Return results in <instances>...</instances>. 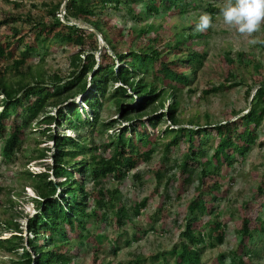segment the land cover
Wrapping results in <instances>:
<instances>
[{
  "label": "trees",
  "instance_id": "1",
  "mask_svg": "<svg viewBox=\"0 0 264 264\" xmlns=\"http://www.w3.org/2000/svg\"><path fill=\"white\" fill-rule=\"evenodd\" d=\"M12 1L19 6L24 0ZM138 2L146 3L149 15L160 14L163 8L166 11L181 13L183 8L188 6L186 0H68L64 20L58 16L64 3L53 6L49 11L50 20L34 19L31 16L26 18L27 22L32 24L29 35L32 36L30 39L34 40L24 45L22 58L14 62L16 69L21 70L27 61L26 56L35 51L38 43L44 45L49 37H54L66 45H73L79 52L73 57L72 71L68 76L53 73L48 81L38 77L34 82H21L16 85L9 84L3 77L0 78L2 98L0 142L3 143L0 155L4 162H14L17 154L22 152L27 136L26 129L30 128L40 115H43L41 127L47 126L41 130L45 137L43 143L51 142L54 146L50 156L52 166L45 164L44 172L27 173L35 193L32 200L37 211L25 222L27 238H24V227L19 223L13 221L4 223L6 233L10 232L12 235L0 239V250L16 257L20 263L79 264L65 248L70 246L72 251L74 236H78L77 242L81 241V245L85 240H89L91 233L87 227L88 218H97L98 207L113 204L120 196L119 189L104 190L101 187V179L111 177L120 183L140 163L150 162L155 153L154 148L160 142L161 136L153 134L158 122L169 123L162 133L163 138L169 139L165 146L167 152L172 146L178 145L182 138L188 142L189 152L179 165L183 176L188 163L191 160L199 161L202 155L201 151L196 153L194 150L195 140L201 135L203 136L200 143L204 145L213 133L216 139L214 159L217 165H222L223 161L231 165L233 158L231 151L244 155L259 141V128L264 121V76L255 86L256 91L253 95V87L247 88V97L251 98V101L245 115L233 121L227 119L224 123L214 125L207 121L205 128L193 119L188 121L190 127L183 125L178 115L179 88L180 85H189L192 78L187 71L180 70L175 61H166L165 49L181 51L182 46L196 36H178L173 38L174 41L167 42L161 30L149 25L145 29L128 31L127 36L130 39L128 49L118 47L119 40L126 36L125 31L117 23L110 21L105 11L108 8L119 11L123 4L131 5ZM128 13L135 17L133 9L129 8ZM16 21L18 18L8 15L0 21V26L8 24L10 27ZM71 22H80L96 28L108 48L100 47V40L95 32L78 24H68ZM10 29L14 32V37L21 34L17 28ZM110 35H113L116 43L111 40ZM23 40L24 38L20 37L17 43ZM144 41L149 43L138 50L131 49L133 45L140 46ZM13 47L16 48L14 41L0 45V64L6 57L13 58ZM238 56L241 61L245 58V54ZM202 58H204L202 53L192 51L185 58H180V61L190 64L193 68L192 73L195 74L202 65ZM226 62L231 66L234 60L227 56ZM148 75H152V78L150 79ZM89 77L93 81L91 89H88ZM218 91L219 87H212L205 90L203 96L207 97ZM77 95H84L83 107L75 101ZM166 97L170 98L167 107ZM107 99L117 107L122 121L135 123L123 127L118 135H110L107 142L95 144L93 141L91 148H88L90 145L88 138L82 134L86 127L91 126L94 131L107 133L116 122L104 120L101 116L104 101ZM68 100L72 101L62 107ZM133 102H137L135 108L131 107ZM48 108L57 109L56 114H51ZM160 109L163 112L156 114ZM88 112L89 118L86 117ZM149 116L153 131L139 132L138 121ZM162 117L163 119L158 121ZM52 125H55V129L51 127ZM65 126L64 130L75 131L77 138L60 133L59 130ZM194 126L198 129L193 128ZM128 130L132 133H128ZM133 133L135 136L131 137ZM49 149H38L37 156H33L32 159L46 160L51 151ZM88 151L93 153L87 158ZM81 156L83 158L78 160L77 158ZM217 171V168L204 164L200 173L201 183ZM77 175L83 177V182L77 180ZM156 177L161 181L163 176L158 171ZM87 181L93 183L91 193L97 192L100 197L94 198L95 206H90L92 194L85 189ZM263 197L264 174L257 191V198ZM146 205V200L136 205L135 214L140 215ZM207 209L208 205L198 200L190 205L189 213L195 214L199 211L204 214ZM196 219H189L187 224L184 236L188 240L180 244V249L172 252L175 264H200L201 254L197 248L199 245L208 242L223 244L225 241L227 226L224 223L220 221L208 223L210 230L202 232L194 229ZM119 222L121 223V220ZM252 223V212L246 204V213L238 231L240 247L230 255L220 254L218 258L220 263L229 260V264H249L252 261L253 250L247 249V246L255 238L256 233L264 231V221L259 219V224L254 230ZM103 238L102 235H96L98 242H102ZM94 264H97V257Z\"/></svg>",
  "mask_w": 264,
  "mask_h": 264
},
{
  "label": "rangeland",
  "instance_id": "2",
  "mask_svg": "<svg viewBox=\"0 0 264 264\" xmlns=\"http://www.w3.org/2000/svg\"><path fill=\"white\" fill-rule=\"evenodd\" d=\"M66 1L24 0L16 6L12 0H0V21L8 15L18 18V21L12 23L10 27L8 24L0 26V45L12 41L16 45V48L13 47V58L6 57L1 61L0 78L3 77L9 84L16 85L21 82H34L38 77L48 81L53 73L69 75L72 71L73 57L79 49L73 45H66L54 37H49L44 45L38 43L35 51L26 56L27 61L21 70L16 69L14 63L22 58L24 45L34 40V38L30 39L32 36L29 35L32 24L27 22L26 18L31 16L34 19L50 20L49 11L53 6ZM186 2L188 6L184 7L181 13L166 11L162 7L160 14L149 15L146 3L138 2L131 5L123 4L119 11L108 8L105 14L110 21L117 23L125 31L126 36L117 44L120 48L128 49L130 46L128 31L145 29L149 25L161 30L167 42L174 41L173 38L178 36L195 35L194 39L182 46L181 51L165 49L166 61H175L177 67L187 71L192 78L189 85H180L178 115L185 127H190L188 121L192 119L203 128L207 121L214 125V123H224L227 119L236 120L245 115L250 108L251 98L247 97V88L253 87V95L256 91L255 86L263 79L264 42L252 44L249 42L251 38L240 36L234 29L223 23L219 15L223 0H186ZM63 8L64 4L58 14L62 20L65 14H63ZM129 8L133 9L134 18L128 13ZM205 12L211 14L212 26L206 32L200 33L195 31V24L199 16ZM71 23L86 28L83 23ZM10 28H17L21 34L14 37V32ZM20 37L24 40L17 43ZM110 38L116 43L113 35H110ZM255 38L258 41H264V26L255 34ZM99 40L101 43V39ZM147 43L149 42L144 41L140 46L135 44L131 49L138 50ZM102 44L107 48L105 40ZM192 51L204 55L202 65L195 74L192 73L193 68L190 64L180 61V58H185ZM109 52L113 54L111 50ZM239 54H245L243 61ZM227 56L234 60L231 66L226 62ZM148 76L152 78V75ZM89 82L88 89H91L93 84L91 77L88 78ZM212 87H219V91L204 97L203 92ZM78 95L75 101L83 107L84 95ZM166 99L167 107L170 98L166 97ZM71 101L68 100L62 104V107ZM136 104L137 102H133L131 107L135 108ZM1 110L2 98L0 97ZM47 110L51 114L57 112V109L48 108ZM161 112H163L162 109L156 114L159 115ZM89 116L90 113L86 115L88 118ZM101 116L104 120L116 122L111 126L112 130L107 133L94 131L91 126L86 127L82 134L88 138L90 144L88 148H91L93 141L95 144L107 142L110 135H118L123 127L131 126L134 122L122 121L121 113H118L117 107L110 103L109 99L104 101ZM151 116L143 117L140 122L138 121L139 132L153 131V126L148 120ZM42 119L43 115H40L39 119L26 129L27 136L23 143V150L17 154L14 162L6 163L0 155V239L9 238L12 235L10 232L6 233L4 227V223L12 221L24 227L23 236L26 239L25 222L37 213L36 205L32 200L35 198V193L27 173L44 172L45 164L52 166L50 156L54 151L51 142L43 143L45 137L41 130L47 126L41 127ZM162 119L163 117L158 121ZM168 126L169 123L165 121L157 123L153 134L155 136L159 134L161 137L159 144L155 148L152 146L155 153L150 162L140 163L120 183L111 177L101 179V187L104 190L119 189L120 196L113 204L98 207L97 218H88L87 227L91 233L89 240H85L81 245V241L77 242L78 236H74L73 243H75L72 251L70 246L65 248L69 251V255L75 258V262L94 264L97 257V264H175V256L172 252L180 249V244L188 240L184 233L187 231L189 219L198 217L193 225L197 231L208 232L210 230L208 223L216 221L227 226L223 244L212 241L215 244L208 242L197 247L201 254L200 264H229V260L220 263L218 258L220 254L230 255L240 247L238 231L241 229L242 219L246 213V204L252 212L253 230L258 226L259 219L264 221V197L257 198L258 186L264 174V142H262L264 141V121L259 128V141L244 155L235 151L230 152L233 156L231 165L226 161H223L222 165H217L214 159L216 139L213 133L204 145L200 143L203 135L197 137L194 150L196 153L201 151L202 155L199 161L191 160L188 163L184 176L181 174L179 165L189 152V145L182 138L178 145L172 146L167 152L165 146L169 139L163 138L162 133ZM51 127L55 129V125ZM65 128L66 126L59 132L77 138L75 131L64 130ZM193 128L198 129L197 126ZM128 133L132 131L128 130ZM134 134L131 137L135 136ZM2 145L3 143L0 142V148ZM43 148H50L48 158L43 161L32 159L33 156H37V150ZM92 153L88 151L86 157H90ZM82 158L83 156L77 159ZM204 164L211 165L218 171L206 177L201 183L200 173ZM158 171L163 176L161 181L156 177ZM82 179L81 175H77L79 182H83ZM92 187L93 183L87 181L86 191L91 193ZM95 197L100 198L97 192L90 197V206H95ZM145 200L146 207L142 208L140 215H136L135 206ZM198 200L208 205L207 211L204 214L199 211L190 214V205ZM96 235L104 236L103 241L98 242ZM247 249L253 250V259L249 264H264V231L256 233L255 238L248 243ZM0 264L23 263L0 250Z\"/></svg>",
  "mask_w": 264,
  "mask_h": 264
},
{
  "label": "clouds",
  "instance_id": "3",
  "mask_svg": "<svg viewBox=\"0 0 264 264\" xmlns=\"http://www.w3.org/2000/svg\"><path fill=\"white\" fill-rule=\"evenodd\" d=\"M219 15L226 26L240 36L251 38L250 43L264 42L255 38L264 26V0H223ZM211 26L212 16L205 12L199 16L195 31L203 33Z\"/></svg>",
  "mask_w": 264,
  "mask_h": 264
},
{
  "label": "water",
  "instance_id": "4",
  "mask_svg": "<svg viewBox=\"0 0 264 264\" xmlns=\"http://www.w3.org/2000/svg\"><path fill=\"white\" fill-rule=\"evenodd\" d=\"M67 2H68V0L64 3L63 14L65 13ZM64 15H63V19H64ZM68 24H72V23H68ZM84 25L86 26L87 29L95 32V34L99 37V39H101L100 47L102 48L103 47L102 43L104 42V39L101 36V34L98 32V30L96 28L92 27L91 25H88V24H84ZM107 48H108V46H107Z\"/></svg>",
  "mask_w": 264,
  "mask_h": 264
}]
</instances>
